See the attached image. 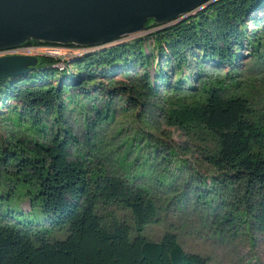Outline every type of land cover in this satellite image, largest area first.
<instances>
[{
    "label": "trees",
    "instance_id": "obj_1",
    "mask_svg": "<svg viewBox=\"0 0 264 264\" xmlns=\"http://www.w3.org/2000/svg\"><path fill=\"white\" fill-rule=\"evenodd\" d=\"M263 21L264 0H217L172 25L149 20L144 36L85 49L61 63L40 56L30 72L0 79V121L25 133L0 140V264H208L186 252L173 233L156 242L144 236L157 214L148 191L71 159L75 137L65 120L72 104L92 102L98 91L107 100L104 109L91 105L95 118L85 123L94 135L111 122L115 98L134 108L152 106L161 91L180 92L190 78L202 94L181 99L166 121L210 137L209 167L226 187L238 188L232 203L221 201L223 209L233 207L224 222L234 227L241 217L240 224L247 219L264 233V112L241 96H223L222 83L203 79L204 68H234L243 49L258 57L263 37L248 26ZM38 45L53 44L22 47ZM199 197L206 202L210 195Z\"/></svg>",
    "mask_w": 264,
    "mask_h": 264
},
{
    "label": "rangeland",
    "instance_id": "obj_2",
    "mask_svg": "<svg viewBox=\"0 0 264 264\" xmlns=\"http://www.w3.org/2000/svg\"><path fill=\"white\" fill-rule=\"evenodd\" d=\"M260 25L248 26L251 33L263 37L258 57L243 49L234 68L203 70L205 82L222 83L223 96L245 98L256 113L264 112V21ZM73 47L79 55L86 51L82 49L96 50V47ZM12 54L41 56V52L20 47ZM72 56L62 57L59 63ZM191 69L192 66L187 71ZM115 80L127 84L123 77ZM182 88L177 94L161 91L151 102L152 106L147 107L134 108L126 98H115L110 106L111 122L98 127L94 135L86 130L85 123L94 121L91 105L103 110L106 98L96 91L91 93L95 98L92 102L81 100L77 105L72 104L65 115L75 137L69 150L71 159L85 163L90 170L102 168L109 175L128 178L130 183L148 191L157 210L155 220L144 230L148 240L159 241L170 232L186 252L200 255L208 264H264V233L247 219L240 224L244 220L240 217L234 227L222 219L233 207L225 210L221 201L230 199L232 203V195L238 193V188L226 187V181L209 167L205 153L212 145L210 137L187 133L166 121L169 109L179 105L181 99L189 102L191 95L202 94L200 84L192 78ZM23 134L12 123L0 121V140L9 135L23 137ZM201 194L210 198L205 202L204 197H199ZM21 209L28 211V204L22 203ZM126 220L132 227V219L127 216Z\"/></svg>",
    "mask_w": 264,
    "mask_h": 264
},
{
    "label": "water",
    "instance_id": "obj_3",
    "mask_svg": "<svg viewBox=\"0 0 264 264\" xmlns=\"http://www.w3.org/2000/svg\"><path fill=\"white\" fill-rule=\"evenodd\" d=\"M217 0H0V51L35 41L105 49L168 26ZM38 56L0 57V79L30 72Z\"/></svg>",
    "mask_w": 264,
    "mask_h": 264
},
{
    "label": "built area",
    "instance_id": "obj_4",
    "mask_svg": "<svg viewBox=\"0 0 264 264\" xmlns=\"http://www.w3.org/2000/svg\"><path fill=\"white\" fill-rule=\"evenodd\" d=\"M73 48L74 47L57 46V45H45L44 47L32 46V47H27V48L21 47V49H24V50L27 49V50L33 51V52H36V51L41 52V54H40L41 56H47V57H52V58H57V59H61L62 57L66 56V55L77 54L78 52L75 53V50ZM17 50H15V51H17ZM11 52H13V51H11Z\"/></svg>",
    "mask_w": 264,
    "mask_h": 264
},
{
    "label": "flooded vegetation",
    "instance_id": "obj_5",
    "mask_svg": "<svg viewBox=\"0 0 264 264\" xmlns=\"http://www.w3.org/2000/svg\"><path fill=\"white\" fill-rule=\"evenodd\" d=\"M18 48H13V49H4L0 51V57H4V56H11V55H15L12 54L15 50H17ZM10 51H13L10 53Z\"/></svg>",
    "mask_w": 264,
    "mask_h": 264
},
{
    "label": "bare ground",
    "instance_id": "obj_6",
    "mask_svg": "<svg viewBox=\"0 0 264 264\" xmlns=\"http://www.w3.org/2000/svg\"><path fill=\"white\" fill-rule=\"evenodd\" d=\"M21 47H22V46H21ZM21 47H20V48H21ZM18 48H19V47H18ZM95 49H97V48H95ZM82 50H85V49H82ZM70 55H73V54H70ZM66 56H68V55H66Z\"/></svg>",
    "mask_w": 264,
    "mask_h": 264
}]
</instances>
